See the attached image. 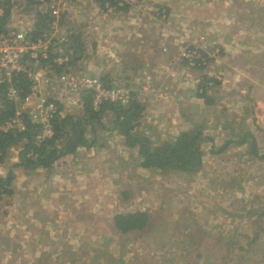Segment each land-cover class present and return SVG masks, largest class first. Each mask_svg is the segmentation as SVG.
<instances>
[{"label":"rangeland","instance_id":"obj_1","mask_svg":"<svg viewBox=\"0 0 264 264\" xmlns=\"http://www.w3.org/2000/svg\"><path fill=\"white\" fill-rule=\"evenodd\" d=\"M11 1V24L33 30L35 14L44 6L29 0ZM60 1L69 8L68 0ZM98 1L103 10V2ZM176 1L172 13L182 12L183 17L174 13L168 20L167 7L160 6L151 12L149 0H144L141 11L103 10L104 13L136 11L147 17L151 12V18L159 23L175 22L183 27L174 36L175 45L172 42L160 49L167 57L162 67L163 79L153 82V76L150 78L143 70L140 75L130 74L128 80L112 84V79L105 83L102 76L93 75L83 64L84 59L73 66L100 78L107 87L131 86L145 108L136 132L149 138L153 146L205 122L203 133L213 142L203 146L202 168L180 179L174 175L164 178L159 171L140 168L135 150L126 148L120 137L106 131H99V143L93 150H78L87 155H69L55 164L50 173L41 170L27 173L13 167L18 162V151L12 149L0 169L1 175L9 169L16 175L11 185L13 194L4 196L0 204V264H264V233L256 235V225L264 222V159L249 154L247 145H231L219 156L209 150L231 140L226 123H232L236 133L241 119L246 124L245 130L258 142L260 155H264V124H257L248 111L241 114L238 107L227 109L223 105L226 95L236 96L233 89L236 71L231 69L229 75L234 77H229L225 85L216 86V82H222L219 70L226 56L225 48L235 38L238 40L240 33H244L242 28L249 27L254 15L259 19L260 13L264 14V0ZM202 1L211 6L207 16L204 15L206 19L198 16ZM190 6L193 16L190 10H185ZM184 15L193 17L190 20L195 26L185 27L188 20ZM224 26L231 41L227 39L218 45L212 39ZM256 36L260 35L254 33ZM181 39L199 44L203 56L214 54L215 58L206 61L201 67L203 71L186 69L179 56L183 47L179 43ZM121 60L117 57L115 63ZM133 61L114 64V71L119 72L123 66L131 71L136 68ZM203 75L215 79L207 83L209 88L214 87L208 89L216 102L208 108L214 109V116L199 122L197 115L189 117L184 108L179 119L167 114L165 105L161 110L162 102H171L169 108L178 115L174 83L179 81V85L187 86L195 78L194 93L199 94ZM229 85L228 91L223 90ZM47 94L58 95L54 89ZM155 112L161 113L158 121ZM61 113L79 116L83 110L80 104L63 106ZM109 119L107 115L105 124ZM97 148L99 153L94 150ZM135 212L148 214V228L122 237L116 235L112 231L113 217Z\"/></svg>","mask_w":264,"mask_h":264},{"label":"trees","instance_id":"obj_2","mask_svg":"<svg viewBox=\"0 0 264 264\" xmlns=\"http://www.w3.org/2000/svg\"><path fill=\"white\" fill-rule=\"evenodd\" d=\"M29 2L36 3L35 0H29ZM0 6L4 9V15L0 18V33H4L10 17L12 1L2 0ZM35 15L33 30L28 32L32 40L43 37L44 33H49L52 22V17L49 14L38 12ZM61 17L64 19V14ZM63 19L60 22V28H63ZM67 38L65 51L71 52L69 54L70 65H76L84 57V43L80 34H71L70 31ZM53 58L51 55L47 60L40 59L39 63L43 67L55 66L52 62ZM199 68L197 69H202ZM102 79L107 83L104 78ZM213 81H215L214 78L203 75L198 86V91H201L198 94L199 97L206 98V91L211 89L207 83ZM12 85L22 92L21 97H23L29 93L31 83L25 75L16 74L13 77ZM218 85L216 82V86ZM9 86V83H0V123L14 116L17 108L16 103H12L6 98ZM208 103L212 104L213 102L208 101ZM79 104L83 110L81 115H64L63 113L58 115L52 122L51 134L41 140H37L41 135L39 126L31 123L26 116L24 132L15 131L1 135L0 169L7 160L8 152L14 149L18 151V162L13 167L20 168L27 173H33L36 170L50 173L54 165L65 157L76 155L81 148L90 149L96 146L99 143V131H106L109 135L120 137V141L126 148L135 150L140 168L159 171L164 178L174 175L180 179L184 175L191 176L202 168L203 146L213 142L203 133V125H197L188 131L178 133L169 141L153 146L149 138L136 132L145 112L144 105L136 94L132 96L126 106L103 103L98 110H95L92 106L91 96L87 94L81 96ZM107 115H110V119L105 124ZM236 137V139L224 142L219 147L212 146L209 149L210 153L219 156L224 154L231 145H247L249 154L264 159V155H260L256 142L251 139L248 132H242ZM15 179L16 175L10 169L4 175L0 174V204L4 196L10 197L13 194L11 185ZM148 225L149 216L145 212L117 214L112 219V231L120 237L133 231H144ZM256 226V235L263 234L264 222L258 223Z\"/></svg>","mask_w":264,"mask_h":264},{"label":"crops","instance_id":"obj_3","mask_svg":"<svg viewBox=\"0 0 264 264\" xmlns=\"http://www.w3.org/2000/svg\"><path fill=\"white\" fill-rule=\"evenodd\" d=\"M149 1L152 7L151 12L159 10L161 8L160 6H166L167 20L175 16L174 13L176 12L172 13V10L173 6L177 3L176 0ZM67 3L69 8H67L68 10L64 19L62 18L65 30H60V32L69 34L70 31L71 34L81 35L85 49L84 60L82 62L84 65L88 66L87 68L92 71L93 75L102 76L104 80H109L110 82L113 79L114 81L112 84L122 79L128 80L127 77H130V74H134L135 72L140 75L143 70L147 71L150 78L153 76V82H156L161 77L162 79L164 78L162 76V67L165 65L167 57L161 53L160 49L165 44L171 45L172 42H174L175 45L176 39L174 36L178 29L183 27L174 24L175 22L166 21L164 23H159V21L155 20L156 18H151V12H148V17L136 11L104 13L99 6L101 3L98 0H68ZM210 7V4L206 5L205 1H202L201 11L198 12L199 18L206 19L204 15L207 16ZM185 10H190V16H193V6L187 7ZM176 14H181L183 17L182 12H177ZM254 16V18L249 20L250 22L248 21L249 27L242 28L244 33H240L238 40L235 38L233 42H230L228 44L229 46L225 48L226 56L219 70V73L224 76V79L222 76V82H218L217 84L225 85V83L229 81V77L230 79L234 77L233 74L229 75V73L235 70L237 78L235 77L234 79L233 89L236 96L234 95L235 97L233 98L230 95H226L223 105L227 109L238 107L241 114H245L248 111L257 124H264V54H260L264 53V14L260 13L259 19L256 18V15ZM192 18L193 17L188 18L184 15L186 22L188 20L185 27L195 26L194 22L191 21L193 20ZM255 27L256 30H254ZM219 29V31H217L221 32H217L218 34H216L215 39H212V41L218 45H221L222 42L227 41V39L231 41L229 34L227 35V27L224 26ZM254 33L260 36L254 37ZM225 36L227 37L225 38ZM257 47H260V49H256ZM260 56L263 57L259 59ZM117 57L123 60L115 63ZM251 58L253 61H250ZM131 60H134L132 63L136 68H132L130 71L129 68L123 66L119 72L114 71V64L117 65L122 62L130 63ZM195 73L197 76L200 75L199 72ZM178 83L179 81L174 84L176 85L175 96L180 108L179 114H175V112L169 108L171 102H162L160 108L165 105L167 107H165L167 114L175 116L178 119L180 118V112H183V108L184 112H186L189 117L197 115V119L200 118L199 122L207 121L209 116H214V109H208L216 105L214 98L210 96V90L206 91V98H201L198 94L194 93L195 88L193 87L194 84H196L195 78L188 81L186 83L187 86H182V84L179 85ZM229 87H231V85L223 87V90L228 91L230 89ZM211 90H213V88ZM236 97H238V99ZM208 101H212L213 103L209 104ZM200 109L207 113L202 114ZM225 112H227V110H225ZM225 112L223 114H225ZM155 113L158 114L156 116V121H158L159 117H161V113ZM161 120L159 121L160 123ZM238 120H240L238 124L239 130H235L236 133H233L234 128L232 123H226V125H228L226 127L229 129L228 135L231 136V140L235 139V136H238L240 133L247 131L244 128L245 122L242 123L241 119ZM203 124L205 125V122H203ZM204 125L203 127L205 128L206 126ZM216 126L221 127L220 125ZM223 127L226 128L225 126ZM248 133L252 137L251 139H253L254 136L252 133ZM111 138L115 139L116 137ZM108 147L110 146H107V148ZM91 149L93 150V147ZM94 150L99 153L98 148ZM82 154L83 156L87 155L81 150L77 153L78 156ZM89 154L93 155L91 152H89Z\"/></svg>","mask_w":264,"mask_h":264},{"label":"built area","instance_id":"obj_4","mask_svg":"<svg viewBox=\"0 0 264 264\" xmlns=\"http://www.w3.org/2000/svg\"><path fill=\"white\" fill-rule=\"evenodd\" d=\"M101 1L106 12L127 9L141 11L144 3V0ZM35 2L44 6L45 10H41V14H49L52 17L50 34L44 33L43 37L32 40L28 35L32 30L14 26L10 17L6 32L0 33V83H9L6 98L17 105L14 116L0 123V136L15 131L24 132L26 116L31 123L39 126L41 135L37 140H41L51 134L52 122L62 114L61 108L79 105L80 98L84 94L91 96L95 110H98L103 103L128 105L135 92L131 86L107 87L100 78L70 65L71 52L65 51L67 33L60 32L61 16L67 12V7L60 0H35ZM3 15L4 9L0 6V18ZM179 43L183 47L178 55L185 63L186 69H197L204 66L207 60L215 58L214 54L203 56L199 44L191 40L181 39ZM51 55L54 57L52 62L55 66H41L39 60H47ZM16 74L25 75L31 83L29 93L23 97H21L22 92L12 85ZM51 89H54L58 95L47 94Z\"/></svg>","mask_w":264,"mask_h":264}]
</instances>
